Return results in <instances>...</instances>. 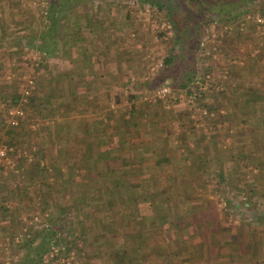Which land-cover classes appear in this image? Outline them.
<instances>
[{
	"label": "trees",
	"instance_id": "1",
	"mask_svg": "<svg viewBox=\"0 0 264 264\" xmlns=\"http://www.w3.org/2000/svg\"><path fill=\"white\" fill-rule=\"evenodd\" d=\"M13 2L16 4L17 1L7 2L10 3L7 6L8 10H13ZM148 2L168 11V6L163 2L158 0ZM48 4V8L43 9L45 14L47 9L52 11L54 7L51 1ZM20 5L17 3L19 9ZM57 7H61L62 10L68 9L61 2ZM1 10L0 5V52L3 47L18 48L30 44L29 40H32L42 63L46 56L56 54L57 48L50 49L48 45L55 44L58 40V49L61 53L59 52V56L55 55L56 60L57 63L64 62L66 67L55 75H64L70 79L73 75L90 74L91 78L97 80L101 79V74L97 72L101 71V66L103 72L110 77L117 74L116 64L119 55L103 60L100 52L102 49L95 50L99 45L95 37L82 34L64 37L61 32L63 27L60 29L58 22H53L47 23L48 26L43 24L42 29L39 28L40 30L35 31L30 38H18L15 34L17 31H14L15 33L10 31L11 27H8V22L1 16ZM23 12L18 11L16 15L20 16ZM39 14L44 16L43 11ZM124 14L127 16L128 10H125ZM84 23V27L91 29L88 21L84 20ZM172 23L175 29L178 21L173 19ZM99 24L103 25V21H99ZM67 43L71 46L69 49H66ZM12 51L8 53V60L12 59L11 56H14L16 49ZM255 56L256 60L260 59V67L261 64L264 65V51H257ZM20 58L15 60H23ZM170 60L171 55L168 53L164 58L165 65ZM260 67H257L256 74H252L254 78H251L252 76L243 78L241 73L237 75L235 72L229 74L232 85L227 87L228 94L223 95L228 101V105L223 106V111L208 104L203 99L204 94H200L202 90L198 91L196 96L198 108L200 112L205 110L206 113L202 117L216 131L207 135V138H196L195 132H190L188 137L177 136L179 144L185 146L178 153L167 151L170 144L167 135L171 127L167 121L168 116L164 120L158 118L153 121L152 109L147 107L146 103L143 108H137L134 103H130L126 113L120 111L112 116L108 113L100 118L91 115L76 118L77 110H72L73 107L64 105L65 103L59 99L58 105H64L63 114L57 119V127L53 134L56 140L55 151L61 157L59 161L61 164L52 165L51 169L48 167L50 181L46 179V167L40 161L42 167L20 165L16 170L18 178H24L27 182L19 186L18 182L12 181L11 186L12 188L19 186L25 192L26 188L38 185L40 187H37V194L43 200L50 198L53 202L50 210L49 202L43 201L40 211L46 212L45 224L39 229L38 234L44 235L46 240L52 234L58 235L59 237L53 238L56 245L79 244V250H83L85 255V262L97 258L99 261L107 260L108 264H205L217 260L230 261L229 253L226 252L232 249L238 256L240 245L249 242L244 241L247 236L245 226L249 225L253 233H259V229L264 228V188L260 186L262 189L256 192L258 185L251 179V174H256V171H245L241 165L237 167L238 172L236 171L237 175L240 174L239 180L242 181L237 200L234 199L232 203L229 201L231 196L223 197L222 203L215 197V193L222 190L220 183H224L227 169L230 170V176L233 175L234 168L231 165L239 158L235 145V139L239 135H245L246 132L247 138L251 139L250 132L252 134L255 128L258 136L259 133L263 134V140H258L257 143H263L264 151V67ZM235 74L237 76L233 78ZM55 75H50L49 79H54ZM163 77L165 76L160 74L155 80L159 81ZM49 79H45L47 83L37 82L43 86L42 103L52 98L58 99L54 91L55 86L50 84ZM151 82H145L146 86H152ZM124 84L123 82L122 85ZM178 85L186 84L180 82ZM9 96L10 104H15L20 94L13 92ZM34 97L32 93L27 95L26 100L22 102L23 107L32 105L30 109L37 110L41 103H36ZM155 104L157 103H152ZM52 107H47L44 113L53 114ZM175 116L180 119L179 124H184L182 122L184 115L181 111H177ZM22 120L15 129L19 126L25 127L27 123ZM217 120L225 126L226 131L223 134L219 132ZM225 136L228 137L226 144L223 143ZM191 137H194L195 141L194 145L189 143V146L187 145L189 140L186 139ZM11 139L15 142L16 137L13 136ZM248 141L256 143L254 140ZM61 142L63 144H60ZM249 153V156L257 157V161L253 158L255 167L260 163L264 165V157L260 162L261 157L255 156L256 151ZM22 163L20 160L19 164ZM208 188H211V192H208ZM22 197L21 192L15 197L19 209ZM63 198L66 206L60 204ZM140 201L148 203L151 208L149 214L140 212ZM216 201L223 205L227 203L229 209L245 211L244 216H238L241 217V221L234 233L221 234L226 231L223 225L211 228L215 227L213 215L216 212ZM247 202L253 203L252 210L247 207ZM0 209L1 213H8L7 201L2 203ZM50 216L51 220L48 218ZM233 218L234 216L230 219ZM220 219L224 222L228 220L225 213ZM24 240L30 243L33 238ZM256 242H264V237L256 239ZM213 253L218 254V259Z\"/></svg>",
	"mask_w": 264,
	"mask_h": 264
},
{
	"label": "rangeland",
	"instance_id": "2",
	"mask_svg": "<svg viewBox=\"0 0 264 264\" xmlns=\"http://www.w3.org/2000/svg\"><path fill=\"white\" fill-rule=\"evenodd\" d=\"M8 1L14 0H0L1 16L8 22V27H11L10 31H17L14 33L18 38H30L35 31L42 29L43 24L58 22L60 29L63 27L61 32L64 37H73L76 34L103 36L101 44L99 42L97 46V51L102 49L100 51L103 52L102 59L119 55L117 63L120 66L119 68L117 66V74L113 77L106 75L101 79L94 80L89 76L90 74L73 75L70 79L64 75H55L66 67L64 62L57 63L56 60L59 52L61 53L58 49V40L55 41V44L48 45L50 49L51 47L52 49L57 48L56 54L46 56L42 63L39 58L40 54L37 52L36 46L32 44V40H29L30 44L18 46V48H16L17 46L14 48L3 47L0 52L2 57V64H0V144L12 146V149L8 150L12 165H0V208L4 201H7V208H9L8 213L5 214L1 213L0 209V264H4V262L8 264H35L36 262L42 264V258L46 255L47 258L49 257L47 250L49 245L53 244V238L59 236L52 234L46 240V237L38 234L39 230H36L31 232L33 240L30 243L24 240L15 244L14 235L19 233L25 225L22 219L23 215H27L31 211H40L43 201L49 202L51 210L53 202L50 198L43 200L37 194V187H40L38 185L26 188L25 192L21 190L19 186L21 183L25 184L27 180L18 178L19 174L17 175L16 170L20 165L35 168V166L42 167L41 164H43L47 171L45 177L49 181L51 180L48 167L51 169L52 165L61 164L59 162L61 157L55 151L56 143L54 142L56 140L53 131L57 127V119L63 114L62 106L67 105L73 107L72 110H77L76 118L90 117V115L100 118L108 113L111 116L120 111L126 113L130 103H134L137 108H143L142 106L148 101L147 107L153 109L154 118L164 120L168 116L167 121L172 124L167 135L170 141L168 153L180 152L181 145H179L177 136L181 135L182 131H184L183 136H190V133L186 134V131L191 130L192 127H194L192 131L199 135L204 133L207 138L206 134L211 135L216 130L202 117L206 113L200 112L201 110L198 108L199 104L196 100L198 91L195 98L189 99V81L196 75L201 77L208 74L211 81L208 80L200 94H204L203 99L208 104L211 102L215 104L218 101L220 105L222 103L225 106L223 95L228 94L227 87L232 85L229 74L243 73L254 78L252 74L254 71L257 72V67H260V59L254 58L256 57L255 53L264 51V0H158L168 6V11H165L164 8L159 9L157 4H151L152 2H148L149 0H146L147 2L143 0H15L17 2L16 4L13 2V10L7 9L10 4L7 3ZM50 1L51 5H54L53 10L47 9L45 14L44 10L46 7L48 8ZM59 2L68 9L62 10L61 7H57ZM17 3L21 4V9ZM125 10H128L127 16L124 14ZM223 10L229 11V13H225ZM18 11L23 13L17 16ZM40 11H43V17L39 14ZM256 16H259L261 21H257ZM173 19L178 21L175 25L176 28L179 27L177 32L173 27ZM84 20L89 22L91 29L88 30L87 27H84ZM99 21H103V25L99 24ZM160 21L170 23L172 31L170 35L165 37V32L158 26ZM21 29H24L25 32ZM131 32H133L132 35ZM70 47L67 43L66 49ZM12 49H16V52L13 53L14 56H11L12 59L8 60V53L13 52ZM150 49L153 58L161 55L163 58L162 65L152 73L148 72L144 58ZM168 53L171 55V60L165 65L164 58ZM20 56L23 60H15ZM131 59H135L137 64L134 63L131 66ZM261 67L264 65L261 64ZM160 74L165 77L156 81L155 79ZM189 74H191L190 77ZM236 74L234 76H237ZM50 75H55L54 79H49ZM26 76L33 79L29 94L32 93L35 96L34 101L41 104L38 105L37 110L33 111L30 109L32 105L25 107L22 105L23 114L19 117L18 123L23 119L22 121H26L27 124L25 127L19 126L15 129L18 123L10 125L7 122V108L14 105L10 104L9 95L13 92H20L23 78ZM47 78L50 80V84L55 86L54 91L58 95L56 96L58 99L52 98V100L42 103L41 90L43 91V86L37 82L45 83ZM133 79H139L138 82L142 86L136 85V88L131 92V80L134 81ZM149 81H152L150 87L145 83ZM123 82L124 85H122ZM162 82L170 86L171 94L161 98L153 97L152 89ZM180 82H185L186 85L179 86ZM62 87L63 90H61ZM59 99L65 104L59 106ZM155 102L157 104L152 105ZM222 105L219 106V109ZM51 106H53V114H45L46 108ZM177 111H181L184 115L182 121L184 124L178 123L180 119L175 116ZM194 120L197 121V125L193 122ZM216 125L219 132L223 134L225 130L223 123L216 122ZM13 136L16 137L15 142H12ZM25 152L29 156H25ZM253 158L255 157L248 155L245 156L244 161L253 163L255 161ZM20 160L23 161L22 164H19ZM240 160L241 158H238L235 165L233 163L231 165L234 168L233 175L230 176V170L226 168V178L223 184L220 183L222 190L215 193V197H218L222 203H224L223 197L231 196L229 201L232 203L234 199L237 200L236 196L242 181L239 180L240 174L237 175L236 171L238 172V170L235 166ZM36 162L39 164L37 165ZM256 174L258 173L256 172ZM256 174L251 175L254 178L257 177ZM260 175L264 178V172H261ZM12 181L18 182V188L11 187ZM259 182V185L264 184V179L262 182L258 180L256 183ZM261 187L264 188V185ZM261 187H257L256 192L262 189ZM19 192L23 196L20 201V209L17 207V200H15ZM208 192H211V188H208ZM60 204L66 206L64 198ZM247 205L251 210L254 208L251 202H247ZM215 207L214 226L221 227L223 225L225 227H222L226 228V231L221 234L228 235L237 231L240 218L245 215V211L229 209L227 203L223 205L219 201H216ZM139 210L146 214L151 212L150 206L144 201H140ZM224 213L228 218L226 222L220 219ZM233 216L234 218L231 220L230 218ZM48 218L52 219L51 216ZM245 228L246 231L250 230L247 232L250 241L256 242L255 235L249 225H246ZM257 228L260 226L257 225ZM259 230L261 231V229ZM262 231L264 232V228ZM48 240H50L49 245L47 244ZM244 241L246 240L244 239ZM62 246H60L59 256L63 257V262L58 261V264H108L107 260L99 261L97 258L85 262V255L83 250H79V244ZM42 250L44 252L39 256ZM70 251L73 254L68 255ZM214 256L218 259V254L214 253ZM219 261L210 263L226 264L224 261ZM50 262L54 264L53 258L49 259Z\"/></svg>",
	"mask_w": 264,
	"mask_h": 264
},
{
	"label": "built area",
	"instance_id": "3",
	"mask_svg": "<svg viewBox=\"0 0 264 264\" xmlns=\"http://www.w3.org/2000/svg\"><path fill=\"white\" fill-rule=\"evenodd\" d=\"M255 19L257 21H261V18L259 16H256ZM158 26L165 32V37L172 33L171 25L169 22L160 21ZM132 34L133 32H131V35ZM144 58H145V61L147 64L146 67L149 73L155 72L157 68L161 66L163 63L162 55L157 56L156 58H153L151 49L145 54ZM208 80L211 81V77L208 74H205V76H201V77H197L196 75L195 78H192L189 81L190 85L188 87L189 88L188 89L189 99L195 98L197 91H201L203 88H205V84L208 82ZM32 83H33L32 77L30 76L24 77L23 83L21 85V89L19 92L20 96H19L18 102L7 108V113H8L7 122L10 125H16L18 123L19 117L23 114L22 113V102L26 100V96L29 95L32 89ZM152 94H153V97L155 98H161L166 95H170L171 88L167 83L162 82L158 86L152 89ZM202 112H205V110H202ZM31 125H33V123H31ZM11 149H12V146H7L6 144H0V165L1 166L12 165V160L10 159L8 155V150H11ZM24 155L29 156L26 152L24 153ZM45 217H46V212H40L38 210L31 211L27 215H23L22 219L25 225L22 227L19 233H16L14 235L15 244L21 243L23 239L30 238L32 235L31 232L39 230L45 224V221H44ZM53 244L49 245L48 250H47L48 251L47 254L49 257L47 258V255L43 257L42 264H51V262L49 263L50 258H53L54 264H58V261L63 262L62 261L63 257L59 256V250L61 249L60 246H62V244H59L60 246L59 245L57 246L55 243ZM70 253L73 254L72 251H70L68 255ZM66 263H68V261H66ZM4 264H8V263L4 262Z\"/></svg>",
	"mask_w": 264,
	"mask_h": 264
},
{
	"label": "crops",
	"instance_id": "4",
	"mask_svg": "<svg viewBox=\"0 0 264 264\" xmlns=\"http://www.w3.org/2000/svg\"><path fill=\"white\" fill-rule=\"evenodd\" d=\"M89 23V22H88ZM92 38L93 37H95V39L98 41V42H100V41H102L103 40V36H101V35H90ZM99 39H101L100 41H99ZM97 42V43H98ZM100 44H101V42H100ZM93 47V46H92ZM93 48H95V47H93ZM96 51L98 50V48L96 47V49H95ZM103 53V52H102ZM133 53V51H132V49H131V54ZM101 56V55H100ZM116 57H118V56H116ZM109 58V57H108ZM113 58V57H112ZM104 60V59H103ZM118 60V59H117ZM114 61V60H113ZM113 61H112V63L111 64H113ZM137 61H140V60H137ZM115 62V61H114ZM118 62V61H117ZM134 63H136L137 64V62L135 61V59H131V66L134 64ZM118 66V68H119V65H118V63L116 64V67ZM261 68V67H260ZM91 69V68H90ZM100 69H101V71H97L99 74H101V76L100 77H104V76H106V75H108L106 72H103V67L101 66L100 67ZM242 70V69H241ZM256 71H254V73L253 74H256L255 73ZM241 75H242V77L244 78H246V77H249L248 75H245V74H243V73H241ZM131 76H134V74H131ZM234 77H236V76H234L233 75V78ZM134 80V79H133ZM139 81V79H135L134 81H132L131 80V85L132 86H134V87H132L131 86V92H133V90H134V88H136V85H141L142 86V84H140V82H138ZM133 82V83H132ZM188 82V81H187ZM186 82V83H187ZM227 85H228V83H226ZM113 86H115V84L113 83ZM138 87H140V86H138ZM207 99L209 100V98L207 97ZM145 102V101H144ZM208 102H210V100L208 101ZM148 103V101H146V104ZM221 103V102H220ZM223 103H225V107L228 105V101H227V99H225V101H223ZM210 105L211 106H214L215 108H218L217 110H219V111H222L223 110V105H222V107H221V109H219V106H221L219 103H218V101L215 103V104H212V102L210 103ZM152 109V108H151ZM152 112L151 113H153V109L151 110ZM151 119L153 120V121H156V118H154V117H151ZM196 125H197V121H193ZM201 122V121H200ZM218 124H219V122L220 121H216ZM172 124L170 123V126H171ZM224 125V124H223ZM190 126H193V125H190ZM212 127V126H211ZM191 128V127H190ZM194 129V127H192L191 128V130H187L186 131V134H187V132H191V133H194L195 131H192ZM196 129V128H195ZM226 131V129L223 131V132H225ZM228 131V130H227ZM183 132L184 131H182V134H183ZM188 133V134H189ZM196 133V132H195ZM229 133V132H228ZM227 133V134H228ZM181 134V135H182ZM181 135H179V136H181ZM250 135L252 136L251 137V139H250V137H249V139L247 138V134H246V132H245V135L243 134H241V135H239L236 139H235V141H236V148H237V150H238V156H239V158H241V160L239 161V163H237L238 165L236 166V168L238 167L239 168V166H241V165H243V167H244V169H245V171H248V172H250V171H260V173L261 172H264V165H262L263 163H260V164H257L256 165V167L254 166V164L253 163H249V162H245L244 161V159H245V156L247 157L250 153H249V151L250 152H252L253 150L254 151H256V155L255 156H257V155H260V157H261V159H260V162H261V160L263 159V157H264V151H263V143L261 142H259V143H257V141L258 140H263V134H260L259 133V136H258V131H256V129L254 128V131H252V134H251V132H250ZM258 136V137H257ZM195 137L196 138H199V137H204L205 138V136H204V133H202L201 135H199V134H197L196 133V135H195ZM206 137H207V134H206ZM189 140V141H188ZM224 144H226V141L228 140V137L226 138V136L224 137ZM248 140H254L256 143L255 144H253L252 142H249ZM186 141H188V144L187 145H189V143H191L192 145H194V141H195V138L194 137H191V139H186ZM183 143V142H182ZM179 145H181V148H180V150L182 151L184 148H185V146H183L184 144H179ZM251 145H252V147H251ZM190 146V145H189ZM253 146H254V148L255 149H253ZM250 148V149H249ZM243 158V159H242ZM256 158V161H257V157H255ZM232 162V161H231ZM256 163V162H255ZM235 165V164H234ZM260 173L258 172V174H256L257 175V177H254L253 178V176L251 177V179L254 181V182H257L258 180H260V181H262L264 178H262V176L260 175ZM260 184V182L259 183H257V185H258V187L259 186H263L264 184H262V185H259ZM211 228L213 229V228H216V227H212L211 226ZM247 232H250V230H247L246 231V234H247V237H246V239L245 240H249V242H246V243H243V244H241L240 245V249H239V254H238V256H237V254H236V251L234 250V249H232L231 251L229 250V248L227 249V251L228 252H226L227 254L229 253V257L231 258V259H229L230 261H225V263L226 264H264V242H253V241H250L251 239L249 238V234L247 233ZM254 235H255V238L256 239H260L261 237H262V239H263V237H264V232L261 230L259 233H254ZM212 249H214V247H212ZM213 256H214V253H213ZM221 261H223V260H220L219 262H221ZM205 264H211V263H205Z\"/></svg>",
	"mask_w": 264,
	"mask_h": 264
}]
</instances>
